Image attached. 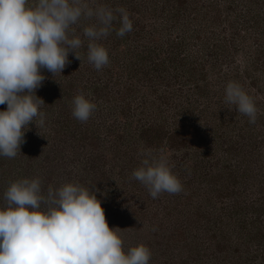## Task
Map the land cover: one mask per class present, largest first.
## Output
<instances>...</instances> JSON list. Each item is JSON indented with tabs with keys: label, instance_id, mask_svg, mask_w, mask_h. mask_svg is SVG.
<instances>
[{
	"label": "rangeland",
	"instance_id": "374dc122",
	"mask_svg": "<svg viewBox=\"0 0 264 264\" xmlns=\"http://www.w3.org/2000/svg\"><path fill=\"white\" fill-rule=\"evenodd\" d=\"M89 2L125 8L133 29L123 37L113 31L114 47L102 42L109 63L101 70L88 72L87 54L79 60L71 52L67 66L72 76L83 72L73 76L75 80L71 76L72 88L66 91L67 82L60 81V91L54 93L55 81H43L36 90L40 98L51 95L40 109L45 124L37 128L30 122L20 153L11 159L0 156V207L6 204L7 188L17 180L39 178L44 191L50 185L76 183L95 191L109 227L120 228L125 252L138 244L150 249L149 264H264V0ZM257 18L260 22L254 25ZM89 23L81 20L73 27L81 32ZM135 28H142L138 41L133 38ZM180 41L182 46L175 48ZM147 46L149 57L142 51ZM175 53L178 58L186 56L183 68L169 61L168 54ZM156 62H162L158 72L153 69ZM127 63L147 77L135 78L140 91L125 96L128 109L123 118L113 113L122 105L119 97L113 96L109 104L99 96V88L108 80L109 68ZM203 65L206 78L198 79L195 95L193 85L184 83L183 69L189 74L195 67L198 71L192 76L202 77ZM41 72L45 79H53L47 69ZM111 72L116 74L114 81L118 73ZM229 82L239 83L253 99L258 109L254 124L225 103ZM117 87L109 89L116 94ZM81 93L97 105L86 122L72 115V100ZM143 98L145 112H137ZM176 100L182 107L174 106ZM185 103L190 114L183 111ZM6 108V103L0 104V111ZM124 121L127 127H115L109 138L106 128ZM147 122L164 125L170 132L187 122L189 126L181 129L187 142L167 140L162 133L159 139H137L134 130ZM72 130L78 133L73 135ZM149 150L152 157L167 159L182 192H165L153 199L132 177L141 166V154Z\"/></svg>",
	"mask_w": 264,
	"mask_h": 264
},
{
	"label": "clouds",
	"instance_id": "9594fccd",
	"mask_svg": "<svg viewBox=\"0 0 264 264\" xmlns=\"http://www.w3.org/2000/svg\"><path fill=\"white\" fill-rule=\"evenodd\" d=\"M118 14V15H117ZM90 21L83 28L88 40L87 60L96 70L109 63L101 41L111 32L123 37L133 29L123 7L112 8L89 0H0V156L15 158L25 142L30 122L45 124V104L36 90L47 69L62 74L69 53L81 59L83 39L74 25ZM118 23L119 27H114ZM225 103L257 120L253 99L237 82L225 88ZM96 103L84 94L72 100V115L86 122ZM38 118V119H37ZM141 166L132 177L145 186L153 199L161 193L179 194L183 186L164 157L141 154ZM5 206L0 207V264H149L151 251L138 244L125 252L119 227L110 228L104 209L90 190L76 183H64L44 191L39 178L21 179L7 188Z\"/></svg>",
	"mask_w": 264,
	"mask_h": 264
},
{
	"label": "trees",
	"instance_id": "16d2710c",
	"mask_svg": "<svg viewBox=\"0 0 264 264\" xmlns=\"http://www.w3.org/2000/svg\"><path fill=\"white\" fill-rule=\"evenodd\" d=\"M259 22H260V20L258 18L253 21L254 25L255 24L256 25L259 24ZM140 30H142V28H137V31H136V28H135L134 35H133L134 40H137L138 41L141 38V35H140V32L141 31ZM75 32H76L75 33L76 35H79L82 39L84 38L83 37V31L80 32V28L79 27L77 28V30ZM153 38H154V35L149 36L150 41L153 40ZM102 42L105 43V44L109 42L108 45L111 46V47H114L116 45V44L112 43L113 42L112 32L110 33V35L106 39H104L100 43H102ZM181 44H182L181 41L180 42H176L175 43V48L182 46ZM87 45H88V42H85L84 41L83 46L80 49L77 50L78 53H79V55L87 54V52H85L87 50ZM142 51L143 52H146V57H149L151 55V51H150V49H149L148 46L145 47V49L142 50ZM171 52L174 53V51H172V50H171ZM70 53H69V56H70ZM185 57L186 56L183 55L182 57L178 58V56L176 55V53L175 54H170V55L168 54L169 61H171L172 63H174L176 61V63H178L181 68H183V66L185 64V61H184ZM132 65L135 66L134 63ZM161 66H162V62H156L153 65V67H154L153 69L156 72H158V70L161 69ZM120 67H119V65L118 66L114 65L112 68H109L107 70V74L106 75H107V79L108 80L107 81H104L102 83L103 86L101 88H99V93H100L99 96H101L102 99L105 100L106 102H109V104H110L111 98L113 96L119 97L120 101L122 102V105L119 106L117 109L114 108L113 113L116 114V116H118V117H119V115L123 117V116H126L127 109H128V108H125L124 99L129 94H133L136 90L140 91V88H137L135 86V84H134L135 78L137 77V75H139V76L142 75L141 76V79H143L144 77H147V74L145 72H142L140 69H138L137 66L132 67V68L129 67V63H127L125 66H120ZM85 68H86V70L88 72H91V70L92 71H96V69L94 68V66L92 64H90L88 61L85 64ZM114 69L116 70V73H118V75H117V78H114V81H113L112 80L113 79V76L115 77L116 74L115 73H112L111 70H114ZM195 71H198V70L194 67V70L193 71L191 70V73L187 74V73H185V71L183 69V73L182 74H185L186 75L185 78H184V83H186V82L191 83L193 85V88H192L193 93L196 95L197 89H199V87H200L199 82H198V79H203L206 76L205 75L206 68L203 65L202 68L199 70V75H202V77H197L196 76V78H195V76H192ZM80 73H83V72H80ZM80 73H77V74H80ZM92 73H94V72H92ZM57 74L55 76H53V79H50V78L47 79L46 78L44 80L45 84H48L50 81H55L57 87L55 88V90H53L54 93L60 91V87H58L60 85V83H61L60 81H63V84L65 82H67V84H65V87H64L65 90H66V87H68L69 89L72 88V86L74 85V81L71 82L72 81V79H71L72 74H71L70 69L68 68L67 65L63 69L62 74H59L60 77L57 76ZM77 74H76V76H77ZM73 76L76 77L74 75V72H73ZM177 76L179 77L181 75L177 74L175 77H177ZM61 77H63V78H61ZM74 77H73V80H75ZM157 77L159 79V82L160 81L162 82L163 77L161 78V75L160 74ZM176 80L177 79H175L174 81H176ZM63 84H61V85H63ZM115 85L118 86L116 91H119V93H116V94H114L113 92H111V90L109 89L110 87H113ZM119 85H121V87H119ZM168 85H172V84H170V82H168L167 83V86ZM61 89H62V87H61ZM64 89H63V92H66L67 90L65 91ZM168 90H171V88L169 87ZM46 98H48V99L51 98L50 92L47 95H45V94L42 95V99L43 100H46ZM162 99L164 100V102H166V101H168L169 97L168 96H164ZM146 103H147V99L146 98H143L141 101H139L137 103V106H136L137 109H138L137 112L138 111L145 112L144 109L146 107ZM174 103H175L174 106L175 105H178L177 108L182 107V106H179V105L180 104H183L181 102V100H176V101H174ZM149 105H151V103ZM184 107H186V108H184ZM183 108H184L183 111H185L187 114L188 113L190 114V111H188V109H189V105L188 104L185 103L183 105ZM132 117L133 116H131L129 118H132ZM190 117L191 116H189V118ZM128 120H132V119H128ZM127 122L124 121V123H122V125H120V126H117V125H109L106 128V132H107V135L109 136V138H111V135L113 134V132L115 130V127H117L119 129L122 126L125 129L127 127ZM129 122H131V121H129ZM147 123L148 124L145 123V124L140 125L137 128V130H134L133 133L136 134L137 139L144 138V137H147L148 139H152V138L159 139L161 137V133H162V137L163 136H166L167 140L170 139V138H176L175 139V142H177L178 139H180V144H185L187 142L188 136L185 134L184 131H181V129L183 130L184 128H186V126H189V123H187V122L184 123L183 126L179 127L178 129H175L174 131H171V132L168 131V130H165L164 129V125H161L160 124L159 126H157V124H158L157 122H155L154 124H152V122H147ZM76 131L77 130H72L73 135H76L78 133ZM121 132L123 133V131H121ZM192 133H195L194 130H192ZM61 138H62V140L64 142H67V137H65L63 135V136H61ZM96 140H99V139L96 138ZM95 142L97 143V141H95ZM95 146L97 147V146H99V144L97 143ZM130 161H133V159H131ZM92 162H93V160H92ZM55 164H57V162H55Z\"/></svg>",
	"mask_w": 264,
	"mask_h": 264
}]
</instances>
